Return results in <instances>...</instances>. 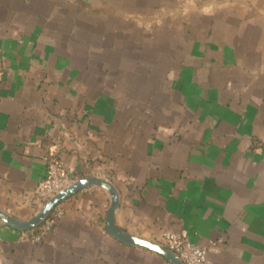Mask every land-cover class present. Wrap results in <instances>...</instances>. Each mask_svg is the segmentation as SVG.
I'll return each instance as SVG.
<instances>
[{
  "label": "crops",
  "instance_id": "0c3cea01",
  "mask_svg": "<svg viewBox=\"0 0 264 264\" xmlns=\"http://www.w3.org/2000/svg\"><path fill=\"white\" fill-rule=\"evenodd\" d=\"M50 159L111 182L132 236L264 264V0H0V211L39 213ZM110 203L80 192L40 244L0 222V264H170Z\"/></svg>",
  "mask_w": 264,
  "mask_h": 264
},
{
  "label": "water",
  "instance_id": "95a60500",
  "mask_svg": "<svg viewBox=\"0 0 264 264\" xmlns=\"http://www.w3.org/2000/svg\"><path fill=\"white\" fill-rule=\"evenodd\" d=\"M91 187L100 188L106 191L110 196L111 203L106 216V229L107 232L115 240L133 248H139L148 252L158 254L165 258L170 264H183L176 255L171 253L165 247L132 236L124 232L116 225L115 215L118 209L120 208V200L117 190L111 182L100 178L80 179L79 181L71 185L69 188H67L65 191H63L61 194L48 201L41 208L39 213L28 222H20L2 211H0V222L8 227L22 232L34 231L47 220V218L57 207H59L72 197L76 196L80 192Z\"/></svg>",
  "mask_w": 264,
  "mask_h": 264
},
{
  "label": "built area",
  "instance_id": "2783aa9c",
  "mask_svg": "<svg viewBox=\"0 0 264 264\" xmlns=\"http://www.w3.org/2000/svg\"><path fill=\"white\" fill-rule=\"evenodd\" d=\"M47 161L46 177L42 184L40 199L43 206L61 194L80 179L73 170H65L63 165L55 160ZM64 215V211L57 207L47 220L39 227V231L31 233L29 240L33 244H40L53 229L56 222ZM176 255L183 264H209L207 250L193 244L187 237L167 232L159 244Z\"/></svg>",
  "mask_w": 264,
  "mask_h": 264
},
{
  "label": "trees",
  "instance_id": "16d2710c",
  "mask_svg": "<svg viewBox=\"0 0 264 264\" xmlns=\"http://www.w3.org/2000/svg\"><path fill=\"white\" fill-rule=\"evenodd\" d=\"M38 231H39V228H37V229H36V230H34L33 232H34V233H36V232H38Z\"/></svg>",
  "mask_w": 264,
  "mask_h": 264
}]
</instances>
